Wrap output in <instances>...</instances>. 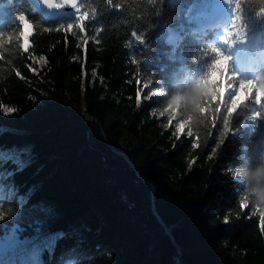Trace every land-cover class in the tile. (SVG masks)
Instances as JSON below:
<instances>
[{"label":"trees","instance_id":"obj_1","mask_svg":"<svg viewBox=\"0 0 264 264\" xmlns=\"http://www.w3.org/2000/svg\"><path fill=\"white\" fill-rule=\"evenodd\" d=\"M214 1L82 0L81 32L75 14L47 19L30 0H0V105L16 109L0 114V243L16 237L0 264H264V207L246 180L264 167L254 101L222 142L214 100L168 124L169 101L206 72L210 47L230 51L220 32L234 2L215 25L194 20ZM261 6L245 0V38L229 44L250 58L240 77L264 87ZM21 14L35 25L27 51Z\"/></svg>","mask_w":264,"mask_h":264},{"label":"snow or ice","instance_id":"obj_2","mask_svg":"<svg viewBox=\"0 0 264 264\" xmlns=\"http://www.w3.org/2000/svg\"><path fill=\"white\" fill-rule=\"evenodd\" d=\"M40 4L45 6L47 9L60 10L65 6H70L77 13L76 16L78 27L81 32L86 31L85 22L89 20L90 13L88 11H82L77 6V0H38ZM106 2L112 6L113 0H106ZM156 0H152L154 4ZM226 2H234L235 17L231 23V27L224 30L225 35L222 37L223 43H235L237 40H243L245 38V32L241 31L242 25L238 26L236 23L242 19L240 13L243 8L245 0H226ZM255 3L256 0H251ZM261 5H264V0H259ZM119 8V5H115ZM259 15L264 17V6L259 8ZM19 22L20 31L19 36L22 39V48L27 51L30 47V40L35 35V25L30 20L27 14H21L16 17ZM75 25L70 23L67 25L66 31H71ZM137 40L142 37L136 32L132 33ZM3 39V34L0 33V40ZM11 36L8 40L11 41ZM213 54L210 64L207 66L206 72L200 75L198 80L192 84L182 97L173 96L168 103V111L172 112V116L168 118V124L171 126L176 115L183 110H196L201 114L207 113L208 108L205 105V99L209 101H215L219 107H214L213 111V123L216 121V113L221 112L223 109L226 111V116L221 117L222 119V131L219 132L221 142L223 138L228 135H234L235 129L232 126L234 114H237L241 108H245L249 101H254V111L249 114V121L252 124L258 125V122L264 121V87H261L255 79H240L236 74H229V63L231 57L226 55L225 52L219 47H210ZM86 51V48H85ZM231 92L230 100H225L226 92ZM161 95H167L162 93ZM157 97L155 91L151 92V95L147 98L152 100ZM225 104L227 107L225 108ZM258 106V107H257ZM2 108V115H12L16 112L15 108ZM191 122V116L188 120L180 123L177 127V132L182 133L185 125ZM191 133H189V136ZM194 162V161H193ZM238 180L239 177H235ZM240 207L242 210L248 209L249 205L246 202H241ZM260 214L259 224L264 228V210H257ZM252 213L250 212L249 218ZM4 220V216L0 215V221ZM227 222V220H225ZM9 243H14L16 240L15 233L5 238ZM9 243L0 244L3 251L6 253L9 248Z\"/></svg>","mask_w":264,"mask_h":264},{"label":"rangeland","instance_id":"obj_3","mask_svg":"<svg viewBox=\"0 0 264 264\" xmlns=\"http://www.w3.org/2000/svg\"><path fill=\"white\" fill-rule=\"evenodd\" d=\"M229 3L230 2H226V0H216L212 3V5L209 7V9H205L203 11H199L194 20L197 22V24H199L200 27H206V26H212L215 25L217 23H219L221 21V19H223V15L226 12V10L229 8ZM77 13V12H76ZM225 29H222L220 32L221 35V39L222 37L225 35L224 33ZM224 47H229L230 51L226 52V55H229L231 57V67L235 70L236 75H238L240 77L241 73V69L245 68L247 66V64L250 61V58L247 56V54H245L244 52L239 51L236 47H234L233 45H230L229 43H223ZM232 53H236V57H232ZM241 68V69H240ZM240 79H244V77H240ZM144 88H142L141 93L143 91ZM149 95H145V99L146 101H150L147 97L150 96ZM231 97V92H226L225 94V100H230ZM227 107V105L225 104V108ZM244 108H241L240 111H242ZM226 112V111H225ZM182 123V122H180ZM179 123V124H180ZM178 127V126H177ZM178 133V132H177ZM183 134H185V128L183 130L182 133H178V135L181 137ZM11 191L14 192L12 189H5V191ZM4 191V190H3ZM4 191V192H5ZM6 242H1L0 244H4ZM3 251L2 247H0V252Z\"/></svg>","mask_w":264,"mask_h":264},{"label":"clouds","instance_id":"obj_4","mask_svg":"<svg viewBox=\"0 0 264 264\" xmlns=\"http://www.w3.org/2000/svg\"><path fill=\"white\" fill-rule=\"evenodd\" d=\"M246 180L251 202L257 206L264 207V167L248 172Z\"/></svg>","mask_w":264,"mask_h":264},{"label":"water","instance_id":"obj_5","mask_svg":"<svg viewBox=\"0 0 264 264\" xmlns=\"http://www.w3.org/2000/svg\"><path fill=\"white\" fill-rule=\"evenodd\" d=\"M82 0H77V6L80 7ZM32 5L39 11L42 15H44L47 19H57L63 14H74L76 11L72 9L70 6H65L63 9L55 10V9H47L45 6L40 4L38 0H30Z\"/></svg>","mask_w":264,"mask_h":264},{"label":"bare ground","instance_id":"obj_6","mask_svg":"<svg viewBox=\"0 0 264 264\" xmlns=\"http://www.w3.org/2000/svg\"><path fill=\"white\" fill-rule=\"evenodd\" d=\"M88 120H90L89 117H88V115H87V114H84V116H83V121H82V122H84V123H88ZM65 259H66V258H65Z\"/></svg>","mask_w":264,"mask_h":264},{"label":"built area","instance_id":"obj_7","mask_svg":"<svg viewBox=\"0 0 264 264\" xmlns=\"http://www.w3.org/2000/svg\"><path fill=\"white\" fill-rule=\"evenodd\" d=\"M90 120H88V123H89Z\"/></svg>","mask_w":264,"mask_h":264}]
</instances>
